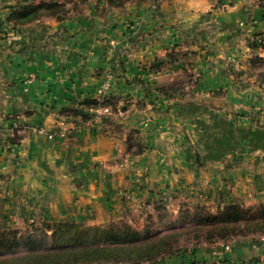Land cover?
I'll use <instances>...</instances> for the list:
<instances>
[{
  "label": "crops",
  "instance_id": "1",
  "mask_svg": "<svg viewBox=\"0 0 264 264\" xmlns=\"http://www.w3.org/2000/svg\"><path fill=\"white\" fill-rule=\"evenodd\" d=\"M85 3L15 29V0H0V231L116 224L143 236L199 205L263 201L264 0ZM108 68L113 113L90 126L84 104ZM61 124L74 128L64 139L33 130ZM227 243L160 264H264V237Z\"/></svg>",
  "mask_w": 264,
  "mask_h": 264
},
{
  "label": "trees",
  "instance_id": "2",
  "mask_svg": "<svg viewBox=\"0 0 264 264\" xmlns=\"http://www.w3.org/2000/svg\"><path fill=\"white\" fill-rule=\"evenodd\" d=\"M137 1L140 0H107L109 7L115 9ZM76 3L15 0L8 23L17 29L45 18L62 21L72 13H82ZM5 36L0 25V38ZM260 44L264 49V42ZM182 57L181 52L174 50L168 55V63L178 62ZM165 65L161 62L151 69L156 72ZM107 103L110 104L109 100ZM95 105L94 101L84 104L89 108ZM86 117L89 119L90 115ZM181 218L184 222L180 225L143 236L129 225L116 224L83 227L60 223L24 231L3 230L0 231V264H160L162 258L180 255L189 245L264 237V201L255 208L229 203L219 207L216 213L199 205L192 216L188 209L182 210Z\"/></svg>",
  "mask_w": 264,
  "mask_h": 264
},
{
  "label": "built area",
  "instance_id": "3",
  "mask_svg": "<svg viewBox=\"0 0 264 264\" xmlns=\"http://www.w3.org/2000/svg\"><path fill=\"white\" fill-rule=\"evenodd\" d=\"M113 80H114V74L112 69L111 68L106 69L104 71V83L102 84L100 91L101 95L96 99V105L91 109L90 119H89L90 126H93L112 115L113 110L111 105L107 103L108 98L107 96H105V93L108 92V90L110 89ZM73 129L74 128H70L65 124H61L59 129L50 132L47 131L44 127L33 128L36 134L40 136H45L50 140L64 139L71 134ZM225 249L227 251H230L231 247L229 243L225 245Z\"/></svg>",
  "mask_w": 264,
  "mask_h": 264
},
{
  "label": "rangeland",
  "instance_id": "4",
  "mask_svg": "<svg viewBox=\"0 0 264 264\" xmlns=\"http://www.w3.org/2000/svg\"><path fill=\"white\" fill-rule=\"evenodd\" d=\"M85 1L86 0H77V3H76V5H77V7H78V9L79 10H81V11H83L84 12V10H85V6H86V3H85ZM264 201V200H263ZM263 201H261V202H263ZM260 202V203H261ZM230 203H237L238 205H240V206H242V207H245V208H255V207H257L260 203H256V204H251V205H248L247 203H243V202H241V203H238V202H230ZM226 204H229V203H222L219 207H223L224 205H226ZM218 207V208H219ZM210 211V210H209Z\"/></svg>",
  "mask_w": 264,
  "mask_h": 264
}]
</instances>
